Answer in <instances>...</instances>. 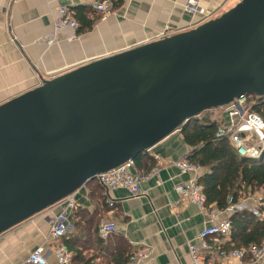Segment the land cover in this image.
I'll list each match as a JSON object with an SVG mask.
<instances>
[{"label": "water", "instance_id": "water-1", "mask_svg": "<svg viewBox=\"0 0 264 264\" xmlns=\"http://www.w3.org/2000/svg\"><path fill=\"white\" fill-rule=\"evenodd\" d=\"M250 94L264 95V0L42 78L0 103V234Z\"/></svg>", "mask_w": 264, "mask_h": 264}, {"label": "crops", "instance_id": "crops-1", "mask_svg": "<svg viewBox=\"0 0 264 264\" xmlns=\"http://www.w3.org/2000/svg\"><path fill=\"white\" fill-rule=\"evenodd\" d=\"M94 1L97 0H0V103L39 85L42 78L157 40L166 28L172 34L190 29L204 18L183 9L187 0H113V13L101 20L92 8ZM194 1L215 17L239 0ZM60 5L73 11L79 23L80 35L76 40L67 39L71 29L54 30L53 21ZM53 35L56 42L47 45L43 39ZM190 151L177 129L150 147L146 151L148 157L142 158L141 165L135 168L148 169L151 162L155 163L154 154L167 161L187 159ZM159 178L160 185L154 179L143 181L137 197H130L122 187L106 191L95 183H86L75 191L76 209L89 217L95 216L99 223L116 224L109 239L102 240V245H108L110 251L125 247L129 252L145 246L151 251L150 257L138 264H192L187 243L194 241L203 228L204 215L195 204L180 203L175 191V186L187 181L190 174L165 163ZM108 201L113 206H108ZM63 210L64 205L58 202L0 234V264H19L25 259L31 250L48 239L49 218ZM71 211L66 210V237L72 240L73 246L70 251L78 249L85 257L94 253L90 263L100 264L102 257L88 239L90 234L94 236L95 226L88 224V220L71 216ZM231 214L222 216L229 218ZM214 238L218 246L229 240L222 236ZM48 247L51 249L52 243ZM55 260L50 252L48 263L56 264ZM208 260L211 264L221 262L214 252ZM257 264H264V260Z\"/></svg>", "mask_w": 264, "mask_h": 264}, {"label": "built area", "instance_id": "built-area-1", "mask_svg": "<svg viewBox=\"0 0 264 264\" xmlns=\"http://www.w3.org/2000/svg\"><path fill=\"white\" fill-rule=\"evenodd\" d=\"M113 0H97L92 3V8L100 15L101 20L107 18L114 11ZM183 9L192 15H204L202 21L212 18V13H206L197 2L187 0ZM201 21V22H202ZM199 24V23H198ZM55 32L60 29H71L67 36L70 41L79 38V23L73 11L65 6H58L57 16L53 21ZM171 31L163 29L159 39L171 35ZM44 42L51 45L56 42V36L45 37ZM257 99H264L255 95H244L234 99L232 102L218 107L222 109L221 115L225 121L218 127L216 136L225 137L239 156L257 157L264 148V119L252 110V105ZM220 115V116H221ZM148 151V149L146 150ZM154 165L147 171H138L133 160H128L119 166L103 173H98L95 180L108 191L122 187L128 190L130 197H137L141 194V183L148 179H154L156 185H160L159 171L167 163L177 166L182 173H189L190 178L175 186L180 203L195 204L203 213V228L196 235L194 241H188V253L192 264H211L208 257L211 253L218 254L221 259L219 264H257L264 260V238L259 243H252L247 248L221 249L214 241V237L230 236L231 225L229 218L223 217L228 212H232L236 207H248L257 217L264 215V198L252 197L251 203L232 204L221 210L215 205H207L202 185L199 184L198 177L203 172V167L198 163H192L187 159L164 161L159 155L154 154ZM75 192L63 198L59 203L64 205V210L49 218V229L47 240L37 245L29 252L27 257L19 264H49L48 254L51 252L55 256L56 264H71L73 253L63 244L58 242L68 231L67 209L77 207ZM231 201V199L229 200ZM108 206H113L112 201H108ZM223 217V218H222ZM116 230L113 221H101L98 224L97 232L101 238H106ZM52 243L51 249L48 244ZM151 251L145 246L134 250L128 258L127 264H138L150 257Z\"/></svg>", "mask_w": 264, "mask_h": 264}, {"label": "trees", "instance_id": "trees-1", "mask_svg": "<svg viewBox=\"0 0 264 264\" xmlns=\"http://www.w3.org/2000/svg\"><path fill=\"white\" fill-rule=\"evenodd\" d=\"M215 108L206 110H215ZM252 110L264 119V99H257V102L252 105ZM200 113L185 122L179 131L182 133L186 144L191 148L187 160L203 167V172L198 177V181L202 185L206 204L215 205L224 210L230 203L236 204L244 191L254 193L262 190L264 194V150L259 157L239 156L227 138L216 136L218 127L225 121L223 116L219 114V120L215 117H200ZM145 157H148L146 150L133 160L135 166H140L141 159ZM153 165L154 162H151L145 171ZM88 183H95L99 185L97 187H103L95 179ZM230 199L231 201H229ZM76 208L72 209L73 214L71 216L76 215L88 220V224L95 226L94 236L90 234L88 239L92 246H97H94L93 250L98 249L99 256L102 257L100 264H127L133 251L128 252L125 247L110 251L108 245L103 246L102 240L109 239L110 235L101 238L97 232L99 224L97 218L95 216L89 217L84 211ZM231 213L229 217L231 225L229 240L219 246L221 249L247 248L252 243H259L264 238V215L257 217L248 207L242 210L235 209ZM92 215H96V213ZM70 219L72 218L70 217ZM67 232L59 241L71 250V248L73 249L72 240L66 237ZM94 257V253L91 257H85L81 251L75 249L71 263L91 264L90 262Z\"/></svg>", "mask_w": 264, "mask_h": 264}, {"label": "rangeland", "instance_id": "rangeland-1", "mask_svg": "<svg viewBox=\"0 0 264 264\" xmlns=\"http://www.w3.org/2000/svg\"><path fill=\"white\" fill-rule=\"evenodd\" d=\"M222 111L223 110L220 109V108H217V109L215 108V110L214 109L205 110V111L200 113V117H204V116L205 117L208 116V117H212V118L215 117V118H218L220 120L219 114L221 115ZM252 197H263L264 198L263 191L262 190H258V191H255L254 193H248V191H244L241 194L240 198L238 199V202L236 203V205H238L239 203L240 204H242V203L250 204L251 203V199L250 198H252ZM235 209L236 210H242L243 207L239 206V207H236Z\"/></svg>", "mask_w": 264, "mask_h": 264}]
</instances>
